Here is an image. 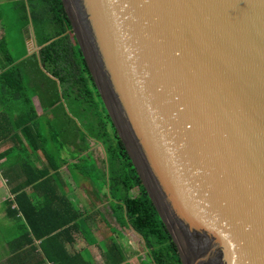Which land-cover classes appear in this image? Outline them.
I'll use <instances>...</instances> for the list:
<instances>
[{
  "label": "water",
  "instance_id": "water-1",
  "mask_svg": "<svg viewBox=\"0 0 264 264\" xmlns=\"http://www.w3.org/2000/svg\"><path fill=\"white\" fill-rule=\"evenodd\" d=\"M182 264H264V0H61Z\"/></svg>",
  "mask_w": 264,
  "mask_h": 264
},
{
  "label": "trees",
  "instance_id": "trees-1",
  "mask_svg": "<svg viewBox=\"0 0 264 264\" xmlns=\"http://www.w3.org/2000/svg\"><path fill=\"white\" fill-rule=\"evenodd\" d=\"M10 3L20 26L31 23L35 46L40 49L35 54L20 60L18 64L9 60L8 72L15 74L18 71L37 72L34 75L35 88L38 90L48 88V92L51 88L55 94V99L52 101L48 99V106L57 103L60 107L62 103L67 106L66 99L70 100L69 114L64 112L70 117L71 145L82 147L83 140L91 138L102 145L105 153L103 169L91 164L87 165L88 155L83 156L84 164L77 167L92 169L90 173L83 172L82 176L91 181L97 194L102 193V188L107 189L106 196L111 201L110 210L113 218L121 227L131 226L140 234L150 263L182 264L176 245L152 204L112 124L75 35L72 33L67 14L60 15L63 12L61 0H16ZM39 66H43V71H39L42 70ZM45 72L54 78L53 81L45 76ZM37 75L41 78L40 81L36 79ZM25 86L33 85L28 82ZM77 140H80L79 144ZM85 150H88L87 146ZM49 194L46 197L51 200L44 207L40 206L39 209L18 207L29 231L9 242L12 253L8 262L20 261L22 258L28 263L26 257L33 256L29 252L34 249L33 240L37 239L44 257L52 264H92L81 254L66 250V244L71 240L70 233L79 231L82 226L84 217L82 212L69 204L63 196L57 198L54 192ZM23 196L24 194L21 193L17 199ZM24 200L27 201L26 196ZM36 218L37 222H35ZM101 219L104 221V218ZM21 237L24 238L25 251L13 253L18 248L16 243ZM105 255L107 264H121L124 261L121 245L112 237L105 246Z\"/></svg>",
  "mask_w": 264,
  "mask_h": 264
},
{
  "label": "crops",
  "instance_id": "crops-1",
  "mask_svg": "<svg viewBox=\"0 0 264 264\" xmlns=\"http://www.w3.org/2000/svg\"><path fill=\"white\" fill-rule=\"evenodd\" d=\"M2 16L3 11L0 8V264H52L44 257L37 239L33 240L34 249L29 252L33 256L26 257L28 263L22 258L20 261L8 262L12 253L9 242L29 231L18 207L34 209L44 207L51 200L46 197L48 193L51 195V192H54L57 198L63 196L69 204L82 212L83 221H86L96 238L92 239L93 242L96 240L93 243L90 240L91 236L87 234L88 229L81 223L79 231L70 233L71 240L66 244V250L81 254L92 264H107L105 246L110 242V238L117 239L116 232H122L124 238L126 233L137 232L131 226L121 227L113 218L110 210L111 201L106 196L107 189L104 188L102 193L97 194L91 181L82 176L85 172L90 173L92 168L85 171L83 166L77 167L84 164L83 156L88 155L87 165L103 169L102 162L105 160L103 147L91 138L84 139L82 147L72 146L70 143L72 139L70 140L68 136L70 117L64 112L69 114V110L65 103H62L64 106L61 107L59 103L48 106L49 101L55 99V94L51 88L50 92L48 88L39 90L35 88L34 75L37 72L18 71L16 74L8 72L10 57L3 48L5 40ZM18 36L27 51L22 59L40 49L35 46L31 23L20 26ZM19 61L14 64H18ZM39 69L43 71V66H39ZM38 75L36 79L40 81ZM45 76L52 81L54 79L47 72ZM28 82L33 86L26 87ZM79 143L80 140H77V144ZM85 146L88 150H85ZM21 193L27 197L28 203L24 196L17 199ZM87 209L91 214H100V219L90 220L91 215H87ZM101 218H104V221ZM36 220L37 218L35 222ZM105 231L109 232L106 238H103ZM29 236L33 237L31 234ZM23 240V237L18 240L16 243L18 248L13 253H24ZM117 242L125 255L121 263L124 264L129 261L128 243L124 246Z\"/></svg>",
  "mask_w": 264,
  "mask_h": 264
},
{
  "label": "rangeland",
  "instance_id": "rangeland-1",
  "mask_svg": "<svg viewBox=\"0 0 264 264\" xmlns=\"http://www.w3.org/2000/svg\"><path fill=\"white\" fill-rule=\"evenodd\" d=\"M13 1L15 0H0V8L3 11L2 24L4 27V40H5V45L3 48H4V51H7L8 56L10 57V61H13V63H16L17 61H19L25 56L27 51L25 48V44L23 43L21 38L18 36V30L20 29V24L18 23L14 10L11 7L10 2H13ZM23 64L25 65V63ZM22 68L24 69L25 66H23ZM66 100H67L66 103H67V108H68L70 100L69 99H66ZM68 136L70 138V131H68ZM60 148H64V147H60ZM84 170L87 171L89 170V168H86V169L84 168ZM103 189L104 188H102L101 190ZM134 192L136 193V191ZM86 211H87L88 216L91 215L90 220L100 219L101 217L100 214L89 213V209H87ZM82 224L85 226V229H88L87 234L91 236L90 240L93 242L92 239H94L95 237L93 236L92 229H90L86 221H83ZM108 232L109 231L104 232L105 235L103 238H106V235L108 234ZM116 233H117V239L114 237L113 238L114 240L121 242L122 245L124 246L128 243V250H129L128 257H129V261L131 264H149L150 263L148 261L149 259H147L148 256L147 255L144 256V253L146 252V248L144 247L143 239L137 233L127 234L125 232L126 238H124V236L122 235L123 234L122 232H116ZM103 241H102V244L104 243ZM95 242L96 240L93 243ZM85 257L88 258L86 254H85ZM124 258H125V255H124ZM129 261H126L124 264H130Z\"/></svg>",
  "mask_w": 264,
  "mask_h": 264
}]
</instances>
